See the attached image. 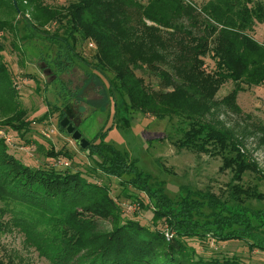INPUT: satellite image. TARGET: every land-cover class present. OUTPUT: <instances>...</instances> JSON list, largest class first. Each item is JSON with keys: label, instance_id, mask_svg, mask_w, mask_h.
<instances>
[{"label": "trees", "instance_id": "trees-1", "mask_svg": "<svg viewBox=\"0 0 264 264\" xmlns=\"http://www.w3.org/2000/svg\"><path fill=\"white\" fill-rule=\"evenodd\" d=\"M29 1L35 4L36 18H54L59 28L55 34L34 36L37 29L22 17L15 29L19 31L21 23L25 24L24 48L40 43L36 38L41 37L48 49L47 55L39 58L55 67L56 73L69 70L75 60L88 67V79L101 83L109 101L114 102L115 119L119 101L129 115L182 119L188 125L182 146L192 151H218L214 154L222 156L224 166L235 164L238 182L230 185V200L189 186H180L178 194L171 197L166 185L150 184L142 178L134 162L115 145L102 144L107 132L99 133L95 138L100 143H90L86 150L77 143L105 176H132L124 183L149 196L154 224L163 222L169 227L172 237L168 240L162 230H151L138 221L122 223L107 186L90 182L81 171L71 168L25 169L14 157H7L4 143L0 144V220L6 215L11 220L1 221L0 226L16 229L24 236L25 245L49 264H242L237 257L206 259L187 244L189 239L243 241L251 251L264 252V172L252 170L253 160L233 127L207 118L213 106H217L213 114L220 108L243 114L238 94L245 86L264 85V43L250 35L257 25L264 26V0H208L202 6L189 0H70L59 9H46L40 0ZM59 29H65L63 36ZM88 41L97 44L91 62L76 51ZM206 57L215 61L214 71L205 70ZM146 67L156 71L164 84L176 83L179 97L151 92L136 74ZM230 81L235 89L217 101L221 87ZM53 84L52 92L62 109L57 104L52 110L65 116L63 109L78 100L79 93L68 90L59 78ZM16 94L0 60V99L12 114L8 122H24L27 112ZM47 117L46 113L38 121L26 122L23 132L12 130L21 138L28 137L32 125ZM62 120L59 127L66 132ZM248 125L264 134V123ZM48 156L73 158L66 149L51 150ZM254 180L258 183L252 185ZM144 209L151 210L149 205ZM96 217L112 218L115 228L98 231Z\"/></svg>", "mask_w": 264, "mask_h": 264}, {"label": "rangeland", "instance_id": "rangeland-1", "mask_svg": "<svg viewBox=\"0 0 264 264\" xmlns=\"http://www.w3.org/2000/svg\"><path fill=\"white\" fill-rule=\"evenodd\" d=\"M138 1L146 2V0ZM189 1L202 6L208 0ZM40 2H43L46 9H59L61 6H67L70 0H40ZM34 6L35 4L33 5L29 0H0V28L3 29L0 30V49H4L0 51V60L10 74L17 93L16 100L27 111L23 115L24 122L20 120L8 122L12 114L9 113L6 102L0 99V140L3 142L0 141V144L5 143L8 158L14 157L25 169L30 170L71 168L73 171H81L88 181L109 188L110 197L119 207L122 223L130 220L138 221L151 230H162L168 240L172 237L169 227L163 222L158 223L157 226L154 224V206L150 203L149 196L124 183L132 176L118 179L105 176L97 170L88 152L81 151L77 143L66 132L61 131L59 127L61 119L69 118L90 143L99 144L100 139L95 137L102 131L107 132L102 144L115 145L119 151L125 153L130 162H134L142 178L150 184L155 182L161 186L166 185L167 193L171 197L178 194L180 186H189L205 193L211 192L221 199L230 200L228 198L230 185L238 182L234 178L235 164H231L230 167L224 166L222 156L214 154L218 152L216 150L214 153L192 151L182 146L185 132L188 130V125L182 119L166 117L160 120L153 115L145 116L142 113L129 115L124 109L123 101H119L115 119L114 102L109 101L101 83L88 79V67L75 60L69 70L61 74L58 71L56 73L55 67H48L47 63L39 58L40 55H47L48 49L44 46L41 37L36 38L40 43L32 42L24 48L27 42L24 38L28 35L24 30L25 24L21 23L19 31L15 29L16 23L22 20V17L28 20V25L37 29L33 31L34 36L45 33L55 34L59 28V24L52 20L54 18L49 21L45 18H36L37 11ZM147 24L151 22L147 21ZM59 32L60 36H63L65 29H59ZM250 35L258 42L264 43V26L257 25ZM96 50L97 44L94 41H88L76 49L79 56L88 62L93 60ZM205 62V70L214 71L215 61L211 57H206ZM163 66L165 70H170L168 66ZM170 72L173 74L172 71ZM170 72L167 73L171 75ZM136 74L145 81L151 92L174 93L179 97L177 84L173 82L164 84L156 71L146 67L136 70ZM58 78L65 83L68 90L79 93L78 100L72 101L63 109L65 116H61L62 112L52 110V106L57 104L62 109L61 103L56 101L55 93L52 92L53 83ZM245 88V91L238 94L237 99L243 114L234 113L228 108H220L213 114L214 109L217 108L213 106L212 114L207 118L223 121L227 126L233 127L237 132L236 135L241 139V146L246 149L250 160L251 158L253 160L251 164L255 168L252 170L264 172V134L248 125L264 123V85L251 88L245 86ZM234 89L235 83L227 82L221 87L216 100H222ZM57 90H60L58 85ZM107 112L109 115L106 114ZM46 113L49 117L43 123L35 122L28 137L21 138L12 130L18 129L23 132L26 122L38 121ZM246 115H250V119H245ZM12 124L14 127H11ZM250 127L254 130L245 134L246 131L251 130ZM38 144L43 147L40 148ZM53 149L55 151L66 149L73 158L49 157L48 152L54 151ZM257 183L258 180H254L252 185ZM152 188H155V185L152 184ZM261 190L264 192V183L261 184ZM146 205H149L151 210L146 211L144 209ZM2 207L3 204L0 202V209ZM96 218L98 231L109 232L116 226L112 218ZM4 220H0V224L11 220V217L6 215ZM186 241L197 254L206 259L237 257L242 264H264V252L251 251L248 244L243 241L222 243L211 238L206 241L199 239ZM0 261H10L12 264H49L39 257L36 251L27 247L24 236L11 226L9 228L0 226Z\"/></svg>", "mask_w": 264, "mask_h": 264}, {"label": "water", "instance_id": "water-1", "mask_svg": "<svg viewBox=\"0 0 264 264\" xmlns=\"http://www.w3.org/2000/svg\"><path fill=\"white\" fill-rule=\"evenodd\" d=\"M61 127L65 129L66 133L83 149H88L90 141L85 138L82 132L77 129V126L69 119L64 118L61 121Z\"/></svg>", "mask_w": 264, "mask_h": 264}, {"label": "flooded vegetation", "instance_id": "flooded-vegetation-1", "mask_svg": "<svg viewBox=\"0 0 264 264\" xmlns=\"http://www.w3.org/2000/svg\"><path fill=\"white\" fill-rule=\"evenodd\" d=\"M77 129H78V127H77Z\"/></svg>", "mask_w": 264, "mask_h": 264}, {"label": "built area", "instance_id": "built-area-1", "mask_svg": "<svg viewBox=\"0 0 264 264\" xmlns=\"http://www.w3.org/2000/svg\"><path fill=\"white\" fill-rule=\"evenodd\" d=\"M53 132V131H52Z\"/></svg>", "mask_w": 264, "mask_h": 264}]
</instances>
